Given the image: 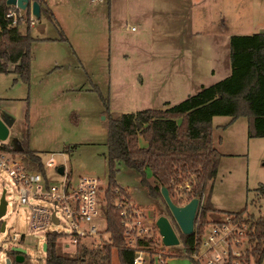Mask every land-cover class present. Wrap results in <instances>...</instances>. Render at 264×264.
Returning <instances> with one entry per match:
<instances>
[{"label":"rangeland","instance_id":"obj_1","mask_svg":"<svg viewBox=\"0 0 264 264\" xmlns=\"http://www.w3.org/2000/svg\"><path fill=\"white\" fill-rule=\"evenodd\" d=\"M48 2L51 10L62 4ZM20 14L24 17L21 33L26 34L30 26L35 39L34 60L29 84L14 73L0 74V119L9 128V137L2 143L16 150L28 136L29 148L41 154L46 178L53 184L65 180L58 172L65 167V175L74 183L96 178L104 191L109 181L106 104L109 111L118 113L179 105L232 75V36L264 33V0H96L84 8L61 6L59 18L55 17L60 30L45 14L40 19L32 11L20 10ZM213 123L221 163L211 199L217 212L208 218L199 249L202 264L210 260L220 264L227 251L246 254L251 248L248 239L243 238L237 247L233 240L225 241L224 233L214 235L215 225L245 209L244 223L248 215L264 214V194L259 191L264 186V138L249 137L246 119L215 116ZM67 147L75 148L66 153ZM52 158L55 164L49 167ZM117 169V183L130 199L120 197L116 203L133 204L140 213L135 221L142 220L147 228L140 246L145 253L142 264H163L169 258L168 264H198L188 257L181 230L165 202L152 198L136 171L124 164ZM4 191L7 230L1 232L0 226V264H7L8 252L16 247L26 250L29 264H46L47 233L67 231L68 226L62 223L31 232V207L20 203L17 185L0 167V201ZM29 202L51 206L33 198ZM161 216L171 221L179 245L163 244L156 226ZM104 217L95 220L103 242L87 241L86 245L108 243ZM14 234L23 236V242H14ZM70 243L63 236L59 240L64 252L75 254L76 249H66ZM112 264H119L116 249Z\"/></svg>","mask_w":264,"mask_h":264},{"label":"trees","instance_id":"obj_2","mask_svg":"<svg viewBox=\"0 0 264 264\" xmlns=\"http://www.w3.org/2000/svg\"><path fill=\"white\" fill-rule=\"evenodd\" d=\"M7 1L0 0V74L14 73L23 83L29 84L35 39L30 29L26 34L21 33V22L13 26L6 20L7 13L14 9L7 5ZM32 1L40 5L41 15L45 14L60 30L44 0ZM27 10L30 14V7ZM230 49L232 75L203 88L179 105L137 113H118L109 111L106 104L109 181L105 215L110 239L107 244L94 248L81 244L75 254H69L59 244L62 235L49 232L46 235V264H112L113 249L117 250L119 264H133L135 251L125 244V228L116 205V199L120 197L130 199L116 180L120 164L139 174L142 186L154 199L164 201L161 190L166 187L176 205L200 200L194 233L187 236L181 232L180 238L188 254L199 251L208 218L217 212L211 199L221 154L214 143V117L228 115L233 120L246 119L249 137L264 138V33L232 36ZM26 119L28 121V115ZM74 148L67 147L65 152L71 153ZM3 151L23 157L28 169L46 177L42 156L29 148L28 136L21 141L19 149L5 146ZM259 191L264 194V186ZM166 207L171 213L167 204ZM245 214L247 209L229 216L234 217L235 222L244 223ZM246 224H249V229L242 238L248 239L251 248L246 251L243 264H262L264 214L259 217L248 215ZM18 254L14 250L8 252L12 264L30 263L26 255L23 263H17Z\"/></svg>","mask_w":264,"mask_h":264},{"label":"built area","instance_id":"obj_3","mask_svg":"<svg viewBox=\"0 0 264 264\" xmlns=\"http://www.w3.org/2000/svg\"><path fill=\"white\" fill-rule=\"evenodd\" d=\"M6 20L11 25L16 26L24 21V17L21 16L20 9L15 6L13 10L7 13ZM30 24H34V21H30ZM4 147L0 141V167L8 172L17 185L20 203L31 207V232H43L50 225L59 226L62 223H66L68 226L67 231L53 233L60 234L71 241L66 246L67 250L76 249L79 245L86 244L87 241H92L93 243L97 241L103 242L95 220L101 215H104L106 219L107 199L106 191L102 189L98 179L85 177L74 183L72 177L64 174L65 180L60 181L58 184H53L42 173L28 169L24 164L23 157L11 158L12 156L9 153L3 151ZM54 164L55 161L52 158L48 162V166L53 167ZM30 198H33V201L49 202L51 206L40 207L31 205L29 202ZM116 205L121 212L122 225L125 228L126 245L135 251L133 264H142L145 253L140 249V246L142 236L147 228L143 226L142 220L135 221V219L140 217V213L133 208V204L122 202L116 203ZM219 224L221 225H215L213 234L221 235V233H224L225 241L233 240L238 247L240 241L243 240L242 237L245 235L248 224L235 222L234 217L227 218L225 222H220ZM106 232H108L107 229ZM214 235L211 240L215 239ZM23 239L24 237L19 234L12 236L14 242H23ZM205 245L207 246L208 242ZM225 255V260L220 264H230L231 258L232 264H243L246 256L244 252H234V250L227 251ZM188 257L196 260L198 264H202L199 251L193 255L188 254ZM169 260L170 258L163 264H168ZM216 260L219 261L220 258ZM209 264H214V261L210 260Z\"/></svg>","mask_w":264,"mask_h":264},{"label":"water","instance_id":"obj_4","mask_svg":"<svg viewBox=\"0 0 264 264\" xmlns=\"http://www.w3.org/2000/svg\"><path fill=\"white\" fill-rule=\"evenodd\" d=\"M8 6L17 7L20 10H27L29 7L32 11V14L37 18H41V7L37 2H31V0H8ZM9 137V128L8 125L0 119V141L4 142ZM59 174H65V167H60L58 169ZM163 199L167 206L169 207L174 220L176 221L179 229L184 235H192L195 231V220L197 212L200 206L199 199H193L184 206L176 205L170 195L169 190L164 187L161 190ZM8 211V202L6 200V191L3 192V196L0 201V223H1V232H5L7 223L3 221V218L7 215ZM57 222V220H56ZM156 226L159 230V234L162 237L163 244L165 246H177L180 244V239L171 223V221L165 217L161 216L157 222ZM13 250L19 253L16 256L17 263H23L25 260L26 250L21 247L13 248ZM44 252H47L48 245L44 244ZM7 264H12L11 260H7Z\"/></svg>","mask_w":264,"mask_h":264},{"label":"crops","instance_id":"obj_5","mask_svg":"<svg viewBox=\"0 0 264 264\" xmlns=\"http://www.w3.org/2000/svg\"><path fill=\"white\" fill-rule=\"evenodd\" d=\"M57 1L61 2L62 4L56 5L55 8L51 10L49 8L48 0H44V2L46 3L45 7H47L53 14H55L54 15L55 17L59 18L58 10H60L61 6L66 7V8H70V7L71 8H84V7H87V5H92V3H94L96 0H57ZM31 2L33 1L31 0ZM28 29H30V26L28 27ZM132 30H134V28ZM262 264H264V261Z\"/></svg>","mask_w":264,"mask_h":264}]
</instances>
